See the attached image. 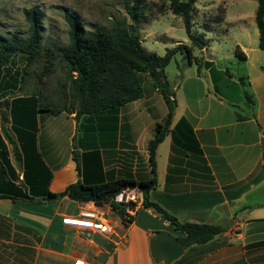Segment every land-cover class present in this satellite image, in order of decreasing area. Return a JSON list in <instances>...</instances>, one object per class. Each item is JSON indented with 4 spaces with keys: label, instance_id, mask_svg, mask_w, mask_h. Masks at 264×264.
<instances>
[{
    "label": "crops",
    "instance_id": "obj_1",
    "mask_svg": "<svg viewBox=\"0 0 264 264\" xmlns=\"http://www.w3.org/2000/svg\"><path fill=\"white\" fill-rule=\"evenodd\" d=\"M205 61L211 62L204 65L208 91L198 75V93L179 98L181 105L188 97L189 105L177 113L173 98L170 131L156 148L157 185L148 196L181 222L225 227L170 264H264V65L245 82L254 100L251 115L241 83ZM166 113L155 87L77 119L73 111L38 112L34 146L15 140L19 162L2 139L0 154L7 152L12 173L0 169V194L10 196L0 197V264H161L150 254L149 241L159 230L174 233L172 226L140 202L127 222L107 204L98 207L111 228L103 233L67 222L82 203L46 195L77 180L147 179V143Z\"/></svg>",
    "mask_w": 264,
    "mask_h": 264
},
{
    "label": "trees",
    "instance_id": "obj_2",
    "mask_svg": "<svg viewBox=\"0 0 264 264\" xmlns=\"http://www.w3.org/2000/svg\"><path fill=\"white\" fill-rule=\"evenodd\" d=\"M169 1L170 11L181 18L187 38L199 49L204 48V34H193L191 32V12L194 8V0ZM255 1L257 6L254 20L259 34L258 47L264 52V0ZM125 3L131 19L135 20L136 6H129L127 0ZM65 18L68 25V42L61 49L60 56L67 67L71 102H75L74 109L68 110L65 106L62 108L40 106L33 103V98L29 96H15L10 100V105L12 103L19 111L16 118V131L15 134H10L1 126L0 146L2 139H6L11 145L15 160L19 162L20 153L15 140L21 141L24 147L34 146L37 132L36 114L38 112L49 111L53 115H57L62 111L69 113L73 111L75 113L74 117L77 119L84 114H93L101 110L122 106L143 96L141 74L147 73L153 78L154 85L159 90L167 107L164 119L155 123L152 138L147 143L150 176L147 179L118 177L96 184H84L77 180L68 184L61 192H47L46 197L60 199L66 196L78 203L91 201L97 207H102L103 204L107 203L109 208L123 222H127L131 221V216L128 219L125 218L124 206L114 202L113 197L123 189L137 188L141 193L142 206L151 209L162 220L170 223L172 231L184 249L195 244L205 243L220 235L225 230L224 226L191 221L181 222L158 203L151 201L148 196L150 189L157 185L156 148L170 131L175 106L173 98H169L168 94L161 88L158 75L159 72H163L164 67L177 53L186 57L189 64L192 60L197 62L194 56L190 55V47L184 43H179L176 46L166 48L165 53L160 56L147 51L141 45L140 39L135 34V29L129 27L124 19L114 21L109 29L95 26L91 30H85L75 13H67ZM24 19L27 23L25 36L18 32L10 34L0 32V99L7 106L6 96L14 93L17 85L20 84L17 77L18 73L10 74L9 65L13 56L20 53L24 55L26 64H29L36 60L41 53V13L35 7L25 9ZM47 51L50 52V49L47 48ZM234 55L240 61H244L246 58L238 46L234 50ZM50 63L48 58L47 65L44 67L45 70H48ZM210 63L205 61L204 65L209 66ZM262 69H264V66H262ZM6 77L8 78L6 80L7 84L2 86L1 83L5 82ZM239 79L243 86L246 104L251 109V115H253L254 100L252 94L246 88L247 78L242 76ZM2 149L4 148L2 147ZM72 156L79 174V160L73 150ZM0 169L6 175L9 172L12 173L6 151L0 154ZM0 197L10 196L0 194ZM133 205L134 203L131 202L130 206Z\"/></svg>",
    "mask_w": 264,
    "mask_h": 264
},
{
    "label": "rangeland",
    "instance_id": "obj_3",
    "mask_svg": "<svg viewBox=\"0 0 264 264\" xmlns=\"http://www.w3.org/2000/svg\"><path fill=\"white\" fill-rule=\"evenodd\" d=\"M125 1L0 0L2 34L18 32L22 36L26 35L25 9L38 8L42 17L40 55L33 62L26 64L24 55L19 53L13 56L9 65L10 74L18 73L20 84L14 93L6 96L8 106L0 99V127L3 126L8 133L15 134L19 111L15 105L12 103L10 105V100L15 96H29L33 98V103L40 106L52 108L65 106L68 110L74 109L75 102H71L67 67L60 56L61 49L68 42V25L65 18L67 13H75L85 30H91L95 26L109 29L114 21L124 19L129 27L135 29L141 45L147 51L160 56L165 53L166 48L176 44L184 43L189 46L190 55L194 56L197 62L192 60L189 64L186 57L177 53L158 75L161 88L169 98L175 97L177 113L190 103L189 98L185 97L182 98L181 105L179 104V98L184 92L198 93V75L205 84V90L208 91L209 85L205 79L207 71L203 60L213 61L215 69L222 68L238 82L239 77L247 78L258 74L261 70L260 64L264 65V52L258 47L259 34L254 20L257 6L255 0H194L191 32L204 34L203 50L187 38L181 18L170 11L169 0H127L129 6H136L135 20L131 19ZM237 46L246 55L244 61H240L234 55ZM48 58L51 63L48 70H45ZM212 73L214 75V69ZM6 80L7 77L5 82L1 83L2 86L7 84ZM141 85L145 93L155 88L153 78L147 73L141 74ZM75 139L74 135L72 139L74 145ZM160 155H163L161 149ZM148 175L144 177L148 178ZM102 207L105 208V205ZM107 215L115 219L111 212Z\"/></svg>",
    "mask_w": 264,
    "mask_h": 264
},
{
    "label": "built area",
    "instance_id": "obj_4",
    "mask_svg": "<svg viewBox=\"0 0 264 264\" xmlns=\"http://www.w3.org/2000/svg\"><path fill=\"white\" fill-rule=\"evenodd\" d=\"M130 193L132 196L126 199H119V195L123 193ZM113 201L117 204L123 205L125 208V218L128 219L133 214L134 205L130 206V203H141V193L137 188H126L121 190L113 197ZM68 223H74L81 228H88L98 232L108 233L111 231L109 224L105 221L102 212L91 201L82 203L75 218L69 217ZM75 264H87L82 261H75Z\"/></svg>",
    "mask_w": 264,
    "mask_h": 264
},
{
    "label": "water",
    "instance_id": "obj_5",
    "mask_svg": "<svg viewBox=\"0 0 264 264\" xmlns=\"http://www.w3.org/2000/svg\"><path fill=\"white\" fill-rule=\"evenodd\" d=\"M149 252L161 264H170L184 252L176 235L167 230H159L149 241Z\"/></svg>",
    "mask_w": 264,
    "mask_h": 264
},
{
    "label": "bare ground",
    "instance_id": "obj_6",
    "mask_svg": "<svg viewBox=\"0 0 264 264\" xmlns=\"http://www.w3.org/2000/svg\"><path fill=\"white\" fill-rule=\"evenodd\" d=\"M132 196V194H130L129 192L128 193H123L121 195H119V199H126L128 197Z\"/></svg>",
    "mask_w": 264,
    "mask_h": 264
}]
</instances>
